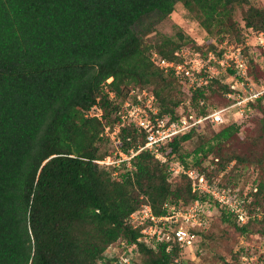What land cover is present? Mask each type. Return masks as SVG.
I'll list each match as a JSON object with an SVG mask.
<instances>
[{
  "label": "trees",
  "instance_id": "1",
  "mask_svg": "<svg viewBox=\"0 0 264 264\" xmlns=\"http://www.w3.org/2000/svg\"><path fill=\"white\" fill-rule=\"evenodd\" d=\"M177 3L213 37L205 50L181 34L148 39ZM245 30L264 37V6L255 1L0 0V264H120L121 256H107L115 244L121 252H138L137 264H189L176 245L166 251L165 243L152 248L137 242L139 229L128 217L143 205L159 217L165 204L212 203L239 236L264 237V95L246 103L261 114L257 134L239 139L240 125L207 121L161 147L165 163L147 149L129 166L95 162L146 143L147 133L130 123L120 127L118 142L106 134L121 124L131 89L150 90L172 121L232 104L225 94L238 79L234 69L192 91L151 56L172 61L185 46L220 56L218 43L240 41ZM247 65L250 78L252 60ZM212 95L220 103H211ZM194 137L196 147L184 149ZM170 161L211 183L229 166L253 167L257 178L247 208L261 215L238 225L227 207L193 193L185 175L170 173ZM234 177L227 173L225 184H215L227 188ZM232 260L224 264H235L237 255Z\"/></svg>",
  "mask_w": 264,
  "mask_h": 264
},
{
  "label": "built area",
  "instance_id": "2",
  "mask_svg": "<svg viewBox=\"0 0 264 264\" xmlns=\"http://www.w3.org/2000/svg\"><path fill=\"white\" fill-rule=\"evenodd\" d=\"M226 44L227 42L224 41L217 46V52H221L220 56L214 51L203 55L201 51L185 46L174 53L175 59L172 61L161 58L156 52L152 53L151 61L164 73H173L174 77L192 91L207 85L221 75L227 76L228 69H234L233 77L238 79L230 84L231 91L225 94L226 98L234 101L232 104L213 109L204 116L190 113L182 115L178 121H172L169 115L160 113L156 98L150 90L131 89L122 104L121 124L116 126L112 132L106 130V134H111L109 136L115 140L120 127L130 123L147 133L146 143L136 151H131L129 155L119 152L118 158L107 157L95 162L100 165H112L126 161L129 166L132 157L143 149H147L162 163H165L166 158L160 155L159 149L173 138L195 127H200L207 121L215 125L229 123L233 108L239 109L242 104L263 96L264 87L256 86L248 77L246 57L240 46H228L226 49L227 46L224 47ZM89 115L99 116L100 113L95 114L92 111ZM115 141L118 142V140ZM168 171L173 175H185L190 181L193 193L208 195L220 205L226 206L236 216L239 224H245L248 221L249 216L244 207H234L232 201L234 198L231 193L226 188H219L215 183L209 182L196 169H185L179 162L170 161ZM163 209L165 214L156 217L149 205H143L128 217L130 225L134 229H139L140 236L137 242L152 248H155L158 243H165L166 251H170L172 245L180 249L190 248L197 238L195 231L202 224L199 202L196 201L184 209L165 204ZM109 249H113V246ZM107 256H111V251L108 250ZM120 264H126V262L122 259Z\"/></svg>",
  "mask_w": 264,
  "mask_h": 264
},
{
  "label": "rangeland",
  "instance_id": "3",
  "mask_svg": "<svg viewBox=\"0 0 264 264\" xmlns=\"http://www.w3.org/2000/svg\"><path fill=\"white\" fill-rule=\"evenodd\" d=\"M251 1H255L264 6V0ZM240 25L242 26L243 22H240ZM157 34L171 37L174 40H177L178 35L181 34L185 38L192 40L196 45H204L202 46L204 50L207 48L206 43L213 41V37L208 36L194 20L192 15L187 12L180 3L175 5L172 14L156 25L155 32H152L147 37L153 42ZM225 42H227L224 46H227L226 49L228 46H240L248 63L252 60L253 70L251 71L250 79L256 86L264 87L263 35L261 33L245 30L240 41L228 37L225 39ZM220 44L218 43V45ZM225 79H227V81L232 80V78L229 77ZM211 97V103H220V97L217 98L215 95ZM240 108L232 109L229 122V124L236 123L240 125L241 130L239 139L244 138L247 134L253 135L259 133L258 119L261 118V114L258 112L257 108L249 109L246 104H242ZM201 132L208 133L205 129H202ZM108 135L111 136L109 133ZM197 143L198 138L194 137L191 141L184 143L183 147L191 151L196 147ZM261 143L262 151H264V137ZM110 147L112 149L113 145L111 144ZM238 147L243 149L242 144H239ZM205 164L207 165L208 161ZM227 173L230 177L235 176L232 179V183L227 184L228 187L226 188L235 196L234 200H232L234 207H244L249 218H254L255 216L259 218V215H261L260 213L250 214L247 208V203L251 200L248 193L251 191L256 181L257 171L253 167L243 169L241 167L229 166L226 172L218 175L214 183L218 185L225 184ZM253 191H255V189H253ZM199 204H201L200 220L202 224L198 230L204 237L198 235L196 238L197 244L190 249L183 250L180 255L182 260L188 261L189 264H224V261L232 262L233 256L237 255L235 264H264V237L259 234L239 236L233 228L220 220V206H215L212 203ZM191 205L192 204L189 206ZM109 251H111V256H121V260L123 259L126 264H137L140 261L138 252L134 250H129L127 253L121 252L118 244L113 245V249H109Z\"/></svg>",
  "mask_w": 264,
  "mask_h": 264
}]
</instances>
